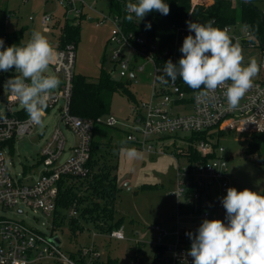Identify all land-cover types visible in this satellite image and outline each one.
I'll return each instance as SVG.
<instances>
[{
	"label": "built area",
	"instance_id": "built-area-1",
	"mask_svg": "<svg viewBox=\"0 0 264 264\" xmlns=\"http://www.w3.org/2000/svg\"><path fill=\"white\" fill-rule=\"evenodd\" d=\"M60 2L65 3L67 10L73 11L70 0ZM211 2L191 0L192 5H208ZM49 19V15L41 18L40 23L45 31H48ZM110 19L112 28L108 43H112L113 47L109 59L116 64L118 79L127 80L131 88L138 83V73L144 71L143 63L149 65V88L147 92L135 96L131 102L129 120L121 123L125 127L126 139L145 151L172 156L179 154L185 159L184 164H177L175 187L168 192L176 200L174 238L171 243L156 244L154 260L157 264H192V257L187 255L191 240L186 233L197 230L204 219H210L211 207L220 205L219 200L211 199L212 186L217 187L219 193H226L229 188L224 147L211 135L230 130L250 134L264 132V55H261L258 63L259 76L254 78L252 87L240 99L238 106L232 108L227 104L222 89L203 95L201 90L189 88L179 77L174 82L169 79L167 84L160 82L165 63L169 59L177 63L181 58L180 48L189 32L188 26L175 27L171 43L163 44L145 33L126 29L118 15L111 14ZM219 28L228 31L233 43L239 42L240 46L257 45L248 26L239 20L225 23ZM50 45L55 53L51 67L58 75L60 84L52 94L45 115L54 109L57 124L40 147L36 163L23 164L20 176L10 173L8 165L11 162H6L5 153L11 155L15 140L31 134L35 125L18 101L10 98L8 89L5 100L0 104V264H42L51 260L62 264H88L101 257L94 240L90 245L79 248L76 258L83 259L82 262L62 253L60 242L56 245L50 239L55 235L52 217L56 208L58 181L64 176H83L89 172L87 162L94 126L103 124L116 127L120 126V122L109 113L81 117L71 112L76 48L73 43H66L62 47ZM125 48L133 51L144 62H130L123 54ZM113 72L114 69L109 72L111 77ZM59 124L69 129L74 137L68 146V155L63 158L67 139ZM179 132L188 133L189 136H181ZM201 133L205 134L204 137L191 140L192 134ZM178 142L185 143L186 147L180 148ZM190 146L201 157H212L190 162L187 159ZM37 163L40 168L34 176L31 171ZM23 208L51 216L49 232L45 233L22 218L7 213L13 210L20 214ZM75 214L73 209L69 215ZM189 225H192L193 230L187 228ZM98 234L101 233H94V236ZM161 234L165 235L166 232L162 230ZM105 235L115 239L124 238L121 226ZM131 264L141 263L134 258Z\"/></svg>",
	"mask_w": 264,
	"mask_h": 264
},
{
	"label": "rangeland",
	"instance_id": "rangeland-1",
	"mask_svg": "<svg viewBox=\"0 0 264 264\" xmlns=\"http://www.w3.org/2000/svg\"><path fill=\"white\" fill-rule=\"evenodd\" d=\"M73 11L67 10L65 3L60 0H0V11L7 9L5 27L8 30L25 27L23 40L27 42L33 31H40L49 42L55 43V35L59 24L64 19L77 20L80 17V27L76 42L74 72L87 75L91 80L102 71L111 72L118 79L116 64L110 61L109 53L113 47L108 43L112 22L110 19L109 0H70ZM135 2V0H131ZM256 7L264 12V0H253ZM69 8V7H68ZM43 15H49L48 31L43 30L40 21ZM30 17V18H29ZM244 63L255 58L257 63L264 55L258 45L241 46ZM123 54L130 62L142 63L144 60L133 51L125 48ZM144 64V71L138 73V83L132 85L134 96L138 97L143 91L147 92L150 79L147 76L149 65ZM50 72L54 73L51 65ZM0 104L5 100L7 88L4 82L15 75L13 71L0 72ZM55 74V73H54ZM56 75V74H55ZM110 75V74H109ZM259 76V73L255 78ZM58 77V75H57ZM54 109L44 116L45 127L41 131L37 126L29 135L20 136L15 140L11 155L6 152V162H11L8 169L11 174L20 176L23 164L31 165L37 161V153L57 124ZM109 114L114 116L120 126L110 127L96 124L92 131L93 169H107L116 179L117 199L114 204V218L122 217L123 239L109 238L98 232L88 222L80 221L78 230L74 232L67 227V220L53 234L60 240L59 248L62 253L70 255L79 248L88 246L92 240L101 253V259L114 258L117 264H131L134 258L141 264H157L154 260L155 246L158 243H171L176 229L172 215L175 214L176 200L168 192L175 187L177 179V164H184V156L168 153L148 152L133 146L126 139L125 127L121 123L129 120L131 102L116 92L112 96ZM64 132L67 143L62 158L69 153L68 146L73 141L72 132L59 124ZM181 136L188 133L179 132ZM250 133L230 130L215 136L219 145L224 147L223 154L227 159L228 187L238 191L245 188L264 194V142L260 143L256 152L245 150ZM170 146V144H168ZM180 148L186 144L178 142ZM135 149L137 155L130 158L125 150ZM40 165L33 166L31 173L38 174ZM84 187L82 186L81 189ZM213 188L214 200H219L226 193H218ZM73 209H69L68 214ZM75 210V209H74ZM9 215L22 218L26 223L48 233L51 216L44 215L31 209L23 208V212H7ZM76 215V214H75ZM225 209L220 205L211 207V218L225 220ZM183 225V223H181ZM166 232L165 235L161 231ZM194 234V232H193ZM160 237V240H159Z\"/></svg>",
	"mask_w": 264,
	"mask_h": 264
},
{
	"label": "clouds",
	"instance_id": "clouds-1",
	"mask_svg": "<svg viewBox=\"0 0 264 264\" xmlns=\"http://www.w3.org/2000/svg\"><path fill=\"white\" fill-rule=\"evenodd\" d=\"M153 11L166 16L170 8L165 0H135L126 4V19L135 17L140 22ZM186 23L190 34L180 48L182 56L177 63L171 59L165 63L160 82L167 84L179 77L203 95L222 89L227 104L237 107L260 71L256 59L245 64L239 42L233 43L226 29L214 26V20ZM150 28L151 23H146L145 29ZM4 43L0 38V72L16 73L4 86L42 131L46 109L60 84L49 70L54 49L40 31H33L26 43L8 47ZM125 151L130 158L137 155L135 149ZM220 201L227 224L221 219H204L195 234L186 233L191 240L187 255L192 264H264V194L229 187Z\"/></svg>",
	"mask_w": 264,
	"mask_h": 264
},
{
	"label": "trees",
	"instance_id": "trees-1",
	"mask_svg": "<svg viewBox=\"0 0 264 264\" xmlns=\"http://www.w3.org/2000/svg\"><path fill=\"white\" fill-rule=\"evenodd\" d=\"M131 0H109L108 13L121 17V21L126 29L137 33L142 32L152 39H157L163 44H169L174 38L175 27L187 26V21L196 23H207L214 19L216 27L236 20L247 25L252 39L256 40L257 45L264 50V12L259 10L253 0H212L208 5L191 4V0H165L169 5L168 15H162L157 11L147 14L142 21L133 17L132 21L126 19V4ZM10 13L7 9L0 11V38L4 40V46L26 43L23 40L25 27L20 26L11 30L5 27V18ZM80 17L77 20L64 19L59 24L55 43L50 42L56 47H62L66 43H73L76 48L78 39ZM150 22V30L145 29V24ZM190 33L188 32L187 35ZM0 77H3L0 74ZM123 94L130 102L135 100V96L127 80L111 77L108 72L102 71L98 76L91 80L87 75L75 73L72 77V95L70 110L72 113L81 117H95L108 114L110 103L114 93ZM191 140L204 137V133L192 134ZM247 140L245 150L256 152L260 143L264 142V132L251 133ZM12 146V142H10ZM90 156L87 162L89 172L83 176H64L58 181V195L56 208L52 217V231L61 228L67 220V227L78 230L80 221L88 222L94 226L98 233H108L114 228L122 225V217L114 218V204L117 199L116 179L110 175L109 170L102 167L94 170V159ZM187 159L192 161L206 160L210 156L201 157L192 146L189 147ZM84 187L81 189V187ZM75 209L76 215H67L69 209ZM157 247L155 246V252ZM79 250L69 256L78 262ZM155 256V253H154ZM42 264H62L56 260L44 261ZM88 264H117L111 257L106 259H93Z\"/></svg>",
	"mask_w": 264,
	"mask_h": 264
},
{
	"label": "crops",
	"instance_id": "crops-1",
	"mask_svg": "<svg viewBox=\"0 0 264 264\" xmlns=\"http://www.w3.org/2000/svg\"><path fill=\"white\" fill-rule=\"evenodd\" d=\"M10 13H11V12H10ZM5 21H6V20H5ZM49 43H50V42H49ZM212 193H213V192H212ZM218 193H219V191H218ZM211 199L214 201V193L212 194ZM210 215H211V210H210ZM171 217H173V215H172ZM210 219H212L211 216H210ZM187 228L190 229V230H193L192 225H189ZM193 232H194V234H195L196 230H194Z\"/></svg>",
	"mask_w": 264,
	"mask_h": 264
},
{
	"label": "water",
	"instance_id": "water-1",
	"mask_svg": "<svg viewBox=\"0 0 264 264\" xmlns=\"http://www.w3.org/2000/svg\"><path fill=\"white\" fill-rule=\"evenodd\" d=\"M50 239H51V241H53L56 245H58L59 242H60L58 236H56V235L52 236Z\"/></svg>",
	"mask_w": 264,
	"mask_h": 264
}]
</instances>
